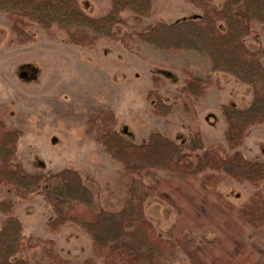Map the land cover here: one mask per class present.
Segmentation results:
<instances>
[{"label": "rangeland", "instance_id": "obj_1", "mask_svg": "<svg viewBox=\"0 0 264 264\" xmlns=\"http://www.w3.org/2000/svg\"><path fill=\"white\" fill-rule=\"evenodd\" d=\"M223 1L213 3L220 7ZM77 2L93 18L106 15L110 7L109 0ZM201 14L188 0H153L149 16L140 23L130 12L121 14L126 24L115 29L116 40L78 46L55 26L32 25L28 40H18L0 13V120L18 132L14 162L25 175L40 179L0 181V202H9L0 206V229L12 216L25 242L52 240L56 253L71 264H101L93 256L88 234L64 219L70 202H79L59 195L64 192V176L73 174L76 184L90 194L92 207L118 212L126 198L122 174L128 156L134 147L147 146L158 136L176 147L174 163L164 160L165 145L150 148L152 153L140 155L151 161L140 172L141 179L148 184L156 178L173 179V189L179 186L180 192L176 197L169 187L160 186L157 192L169 193L175 205L157 195L145 202L143 213L156 235L196 251L206 264L211 258L214 264H225L230 253L240 262L264 264V228L255 231L235 221L229 210L240 208L256 191L264 199V182L232 181L198 159L222 145L229 156L235 155L233 162L264 166V122L250 126L234 148L226 141L229 126L223 108L245 111L252 102L251 87L214 71L204 55L167 54L136 37L159 22L173 24ZM244 41L251 49L264 50V25L255 23ZM261 63L264 66V56ZM105 114L123 141L118 150L97 138L96 120ZM212 172L223 181L216 191L203 195L219 210L207 206L206 214L196 217L200 177ZM23 256L30 263L45 264L39 247ZM169 264L190 261L177 247Z\"/></svg>", "mask_w": 264, "mask_h": 264}, {"label": "trees", "instance_id": "obj_2", "mask_svg": "<svg viewBox=\"0 0 264 264\" xmlns=\"http://www.w3.org/2000/svg\"><path fill=\"white\" fill-rule=\"evenodd\" d=\"M188 1L200 9L202 14L173 24L159 22L146 31L137 33L136 37L167 54L187 51L204 55L214 71L228 73L251 87L252 102L245 111L232 106L223 108L229 126L227 145L234 148L241 144L250 126L264 122V66L261 63L264 50L251 49L244 41V37L254 31L255 23L264 25V0H224L220 7L213 0ZM152 2L153 0H109L107 14L93 18L84 13L77 0H0V13L5 14L12 34L23 42L30 36L28 29L32 25H38L45 29L55 26L66 34L67 41L71 44L91 46L99 39L116 40L115 29L126 24L121 17L123 12H130L131 19L140 23L142 18L149 16ZM107 117L110 115H102L101 121L96 120L97 138H102L103 142L118 150L124 144L112 125L107 123ZM155 138L159 140L152 145ZM17 141L18 132L8 128L0 120V181L6 178L12 183L24 179L37 182L40 180L38 176L25 175L21 165L14 162ZM153 141L147 146L134 147L135 151L128 156L122 174L126 179V198L118 212L92 207L87 190L76 184L73 174H66L64 194L59 195L79 200L80 203L70 202L71 207L64 211V219L88 234L92 241L93 256L100 259L101 264H169V255L177 247L182 249L190 264H206L196 251L180 242L157 236L152 224L144 216L145 202L155 195L175 205L169 193L157 192L160 186L169 187L168 191L175 193L176 197L180 192L179 186L178 190L173 189V179L162 181L156 178L151 184L141 179L140 172L151 164L150 160L141 159L142 153L148 154L150 148L162 149L165 145L164 160L167 157L171 160V155L177 152L176 147L161 137L155 136ZM234 156H229L222 145H217L215 150H206L198 159L213 172L223 173L232 181L252 185L264 182L262 164H250L244 160L233 162ZM213 172L200 177L197 196L201 199L199 205H196V217L205 215L207 206L211 210H219L216 205L208 204L203 195V192L206 194L216 191V187L223 181L221 175ZM183 197L186 198L185 195ZM4 203L9 202H0V206ZM229 210L235 221L255 231L264 228V199L259 191L240 208ZM31 241L34 243L31 244ZM35 247L41 249L45 264H71L56 253L52 240L27 239L25 242L17 219L8 216L2 222L0 264H39L30 263L23 256L26 250ZM215 262L211 258L209 263ZM239 263L250 264L248 260L240 262L239 257L233 253L229 254L225 262Z\"/></svg>", "mask_w": 264, "mask_h": 264}]
</instances>
